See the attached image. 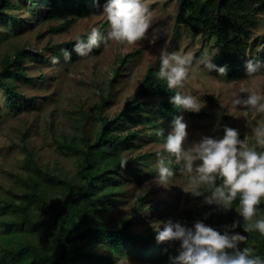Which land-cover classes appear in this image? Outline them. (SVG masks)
Returning <instances> with one entry per match:
<instances>
[{"label": "trees", "instance_id": "16d2710c", "mask_svg": "<svg viewBox=\"0 0 264 264\" xmlns=\"http://www.w3.org/2000/svg\"><path fill=\"white\" fill-rule=\"evenodd\" d=\"M177 2L179 10L175 24L184 26L192 37L200 35L206 41L215 39L214 46L220 51L213 63L226 65L225 78L236 80L242 72L241 60L248 50L252 31L258 24L256 15L264 11V0ZM94 9L92 0H0V21L5 23L0 43L30 26V18L49 22L64 14L68 18L51 29L61 33ZM86 35L79 37L86 38ZM76 42L77 39L60 43L48 50L58 59H63V51L67 50L71 53L67 61L75 62L80 58L73 51ZM102 47L93 49L90 55L98 54ZM38 58L44 63L47 59L25 48H18L9 56H0V90L5 92L7 108L14 112H19L20 100L24 99L15 80L33 84L36 78L27 76L24 64ZM158 70L159 59L147 68L132 100L125 103L123 110L112 117L100 116V126L92 143L87 137L80 145L72 137L57 141L58 150L77 156L75 177L67 179L39 168L31 151L23 149L25 175L17 177L5 196L0 197V228L6 232L0 246V264H112L127 256L147 264H169L168 256L172 254L173 246L169 248L166 242L158 244L151 228L139 233L134 230L140 221L142 201L118 224L97 217L104 208L121 204L118 197L123 195L126 182L138 183L153 176L152 172L142 174L136 167L147 162L149 155L133 158L128 154L136 147L134 142L141 135L140 130L134 131L130 125L144 124L156 130L164 128L166 137V128L170 127L173 117L183 114L169 103L175 90L168 89L165 82L157 78ZM117 76L118 71H115ZM149 100H154L153 106ZM106 102L107 99L102 97L95 110L97 114ZM155 121L160 122L159 125H152ZM125 159L128 161L122 168L121 161ZM171 167L176 170L175 165ZM259 207L264 209V204ZM147 208L151 216L158 217L166 216L169 211L168 206L161 211L155 205ZM208 211L210 209L205 212ZM205 212H192L188 221L194 216L202 219ZM237 219L241 218L229 212L213 213L204 223L220 229ZM235 231L247 235L245 245L254 246L257 254L264 257V235L244 233L242 226ZM96 245L104 252L98 251L101 248Z\"/></svg>", "mask_w": 264, "mask_h": 264}, {"label": "rangeland", "instance_id": "374dc122", "mask_svg": "<svg viewBox=\"0 0 264 264\" xmlns=\"http://www.w3.org/2000/svg\"><path fill=\"white\" fill-rule=\"evenodd\" d=\"M100 1L101 4L104 2ZM146 4L151 11L152 25L145 39L131 45L111 41L107 47L103 46L98 54L80 57L75 62L67 61L65 58L58 59L53 52H49L48 47L74 41L90 32L93 27L106 32L108 24L100 15L101 9L98 7L89 15L76 19L65 32L51 31L68 18L62 14L59 19L49 22L30 18V26L22 27L24 30L21 33L3 39L0 43L2 57L12 55L18 48H25L42 54L47 59L45 63L38 58L24 64L27 76L36 78L33 84L26 85L21 80H15L19 92L24 97L20 100L19 112L7 108L5 92L0 90V197L5 196L17 177L25 175L24 148L31 151L39 168L61 174L67 179L75 177L77 156L58 150L57 141L72 137L73 141L80 145L82 139L87 137L92 143L100 126V116L112 117L123 110L125 103L132 100V95L147 68L156 63L162 48H166L170 53L177 52L193 57L189 78L184 88L180 90L200 96L206 101V107L198 113L200 117L192 115L193 113L182 114L188 122L189 140L198 138L195 135L197 133L221 136L222 130L212 131L219 115L222 125L238 129L241 139L249 144L254 143L251 136L252 127L264 124V118L255 115L251 109L233 112L230 102L233 94L238 93L242 87L247 88L249 93L258 89L264 90V69L253 78L244 77L246 60L264 62V11L256 15L258 24L252 31L248 50L241 60L242 72L232 81L224 76H218L215 71L210 73L206 70L201 71L202 65L198 69L197 64L202 55L217 48L214 46L215 39L206 41L200 35L192 37L184 26L175 24L179 10L177 0H146ZM4 24V21H0L1 34ZM153 36L158 37L154 43L151 42ZM53 57L57 58V62H53ZM115 71H118L117 77ZM102 97L106 98L107 102L100 108L101 113L97 114L95 110L101 104ZM149 102L150 106H153L154 100ZM83 118L86 121H83ZM159 123L155 121L152 125L156 126ZM130 126L134 131L140 130L141 135L134 142L136 147L128 154L133 158L138 155H149L147 162L136 167L140 168L142 174L152 172L153 176L138 183L126 182L123 186V195L118 197L122 200L121 204L104 208L97 213V217L102 221L118 224L121 219L129 217L132 209L142 201L140 221L134 228L136 232L151 228L150 223L155 220H180L191 226L199 219L194 216L188 221L191 213L205 212L211 206L202 205L200 198H192L182 191L186 176L178 163L173 162L170 165L176 167L175 175L170 180L172 185L168 188L157 185L154 182L157 175L155 166L164 137H158L156 129L144 124ZM169 131L170 127H167L166 132ZM148 205H155L159 211L168 206L169 211L164 217L151 216ZM228 212L238 216L234 210ZM3 237H6V232L0 228V246ZM95 247L101 248L99 245ZM176 247L178 243L173 245L171 254L173 256L176 255ZM98 251L104 252L102 248ZM112 264L147 263L127 256Z\"/></svg>", "mask_w": 264, "mask_h": 264}, {"label": "clouds", "instance_id": "9594fccd", "mask_svg": "<svg viewBox=\"0 0 264 264\" xmlns=\"http://www.w3.org/2000/svg\"><path fill=\"white\" fill-rule=\"evenodd\" d=\"M92 7L101 9L100 15L107 21L108 29L105 32L93 27L86 38L78 37L73 46L78 56L88 57L93 49L107 47L111 41L131 45L147 37L152 20L146 0H104L102 4L100 0H92ZM157 38L153 36L151 42ZM219 51L215 48L204 53L198 61V69L202 65L201 71H215L218 76L225 77L227 66L213 63ZM63 55L65 60L71 58L67 50ZM52 59L57 62L56 57ZM158 59L157 78L164 81L168 89L175 90L169 103L184 113H200L206 107V101L190 92L180 91L189 78L193 57L162 48ZM262 69L264 62L246 60L244 77L253 78ZM243 93H249V90L242 87L233 94L231 110L251 109L255 115L264 118V90ZM220 120L217 115L212 131L222 130L221 136L197 133L198 138L189 140L188 122L183 115L173 117L166 137L164 128L156 130V135L164 137V141L157 153L154 182L164 188L172 185L170 180L175 173L170 165L178 163L186 176L182 191L192 198H200L202 205L211 206L210 211L191 226L172 219L150 223L158 244L166 242L171 248L178 243L176 255L168 256L169 264H264V257L257 254L256 248L245 245L248 236L235 231L242 226L244 233L264 235V209L259 207L264 204V124L252 127L254 143L249 144L240 138L238 129L222 125ZM127 161H121L122 168ZM229 210H234L241 219L220 229L204 223L213 213Z\"/></svg>", "mask_w": 264, "mask_h": 264}]
</instances>
